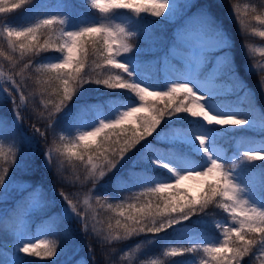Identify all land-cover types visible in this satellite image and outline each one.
<instances>
[{
    "label": "snow or ice",
    "instance_id": "snow-or-ice-1",
    "mask_svg": "<svg viewBox=\"0 0 264 264\" xmlns=\"http://www.w3.org/2000/svg\"><path fill=\"white\" fill-rule=\"evenodd\" d=\"M86 4L103 19L74 18L66 0H59L53 11H44L53 7L45 0H0V58L7 62L6 68L0 69V105L7 101L11 106L0 111V203L8 204L0 213V231L13 239L11 245L6 240L0 243V264L30 261L22 256H57L58 238L39 237H55L64 218L75 219L84 237L96 239L103 264H161L155 259L142 260V247L154 244L156 237L169 229L179 227L183 232L189 224L207 223L203 217L211 206L230 217V222H215L221 230L217 236L205 238L193 231L189 246L167 247L163 255L202 252L198 264H245L246 259L248 264H264V165L257 164L264 162V139L234 138L231 155L219 144L234 129L258 131L264 137V111H258L254 93L240 79L229 58V37L209 7L181 17L165 40L154 34L153 21L145 20L143 14L172 20L187 3L86 0ZM17 11H22L21 16L9 19ZM124 11L132 15L120 16V22H115ZM237 19L245 29L250 26V21L239 15ZM251 19L264 25V17L254 15ZM253 31L264 37V31ZM47 52L57 55L41 62ZM90 65L94 66L91 70ZM26 70L34 76H25ZM160 72L165 74L162 82L156 78ZM256 76L264 95V73L256 72ZM224 78L231 81L227 88L221 86ZM29 80L37 86L30 94L37 111L31 134L23 132V122L33 117L22 114L28 112L25 91ZM90 84L122 90L138 103L113 104L110 110L85 104L73 111L69 108L73 98ZM238 94L248 104L246 110L226 99ZM37 95L44 105L42 110L36 103ZM61 118L62 125L58 123ZM182 121H186L185 126H175ZM164 125L166 130H162ZM10 137L12 142L5 147L4 141ZM50 137L52 143L42 151L43 168L58 185L90 184L85 206L92 196L100 204L107 203L106 198L118 199L125 190L134 193L115 206L107 205L119 209L114 224L109 218L106 227L90 225L89 212L82 211L79 200L74 202L75 197L70 198L63 187L58 193L64 202L62 211L50 214L56 202L49 197L43 180L32 178L37 171L32 157L41 151L40 143L48 144ZM149 137L161 141L159 147L149 143ZM134 150L139 155L127 178L116 176L111 188L102 183ZM62 157L75 168L83 167L82 180L79 175L74 179L66 175ZM149 169H162L168 175L156 176ZM185 181L199 183L197 197L181 187ZM98 186L104 189L102 194ZM33 216L40 220L35 236L29 231ZM193 217L201 219L193 221ZM141 235L151 238L122 251L118 242ZM87 248L91 264H97L96 248L91 242ZM76 264H82L81 260ZM191 264H197L195 257Z\"/></svg>",
    "mask_w": 264,
    "mask_h": 264
},
{
    "label": "trees",
    "instance_id": "trees-1",
    "mask_svg": "<svg viewBox=\"0 0 264 264\" xmlns=\"http://www.w3.org/2000/svg\"><path fill=\"white\" fill-rule=\"evenodd\" d=\"M54 0H45L46 3L51 4ZM69 4L72 6V9L80 14H88V13H94L97 14L98 11L93 10L86 4V0H68ZM186 3V2H181ZM188 4V3H187ZM200 7H209V10L211 11L216 23L224 29L229 34L230 38V56L229 58L233 61V64L237 68L238 75L240 79L244 81V83L248 86L249 89L252 90L254 93V103L256 106H258V111H264V95L261 94L260 88L257 85V76L256 72L264 73L263 70H255L251 71L249 68H247L244 64V60H255V55H249L248 52L242 50L243 46H247L248 44H253L254 42L258 40H264V37H261L257 34V32L253 31V29L260 30V27L262 26L258 21L251 19L254 15H259L261 17H264V0H192L191 3L188 4V7L178 10L175 17H173L172 20H165V19H156L152 18L147 14H143L145 20L147 21H153L156 20V23H153L151 25L152 31L155 35L164 38L165 40L173 34V28L175 25L179 24L181 22V17L185 16L186 14L189 15L193 13L196 9ZM236 9L239 10L237 13ZM22 14V11H17L15 13L10 14L9 18L18 19ZM237 15L240 16L241 19L245 21H250V26L245 29L237 19ZM264 26V25H263ZM140 41V46L143 47V43L141 42L140 38L137 37ZM57 54L54 52H47L42 54L40 61L41 62H48L49 60H52V57L56 56ZM150 59L151 57H142V59ZM54 62V61H53ZM7 62L4 61L2 58H0V69L6 68ZM94 67L93 65H90L91 68ZM98 71V70H97ZM33 75L34 73L32 71L26 70L25 76ZM37 86L34 84L33 80H29L28 84L26 86L25 95L29 96V103H28V112L22 113L25 115H30L33 117V119H26L23 122V132H26L28 134H31V128L33 124H36V116L37 111L34 110V105L31 102V96L30 94L36 91ZM234 96V95H230ZM239 96V94H238ZM134 99V97L131 96V94H127L123 92L122 90H109L106 88H103L102 86H98L95 84L85 85L80 92L73 98V101L70 103L69 107L76 111L81 105L85 104H96V103H103L105 107L109 108L110 102L114 101L115 99ZM245 108L247 109L248 104L244 103L242 100ZM36 103L39 105V109H43L44 105L41 102V98L37 95L36 96ZM11 107L7 104V101L4 102L3 105H0V111H7V109ZM189 120H191V117H188ZM61 122V119L58 121V123ZM176 125H186V121L178 122ZM167 125L162 126V130H166ZM240 131H249L247 129H234L230 130L228 135L231 133H238ZM252 134L256 136V138L264 139L259 132L256 131H250ZM227 135V136H228ZM39 139V137H37ZM226 136H224L219 142H221L223 145H226L227 148H229V142L225 139ZM224 139V140H223ZM16 141L19 143V135L16 136ZM67 142V141H65ZM148 142H154L156 145H160L161 141L157 140L155 137H149ZM52 143V138H49L48 144H45L44 142L40 143V150L39 152H36L34 157V165L37 167V171L35 172L33 179L36 180H43L45 183L49 197L53 200H55V204L51 209V212H56V214H59L62 211V208L64 206L63 200L60 199L58 193L63 187L64 191L69 194L75 191L78 194H82L83 192L87 191L88 188L91 187L90 184L82 187L80 182L77 181L75 185L73 186L72 183H68L65 185H58L56 184L55 178L52 176L51 172H48L45 168L42 166L43 162V155L42 151H44L48 145ZM58 144L60 142H57ZM39 147V146H38ZM62 147V144H61ZM140 146H138L139 148ZM24 148L26 151L29 148V145L27 143L24 144ZM139 155L138 150H134L133 153L129 154V158L126 163L122 162V167L118 168V170L114 173L109 174L105 178L102 183H106L109 188H111V185L114 183L116 176L123 175L125 178H127V173L130 168L133 167V161L136 159V156ZM62 159L65 160V168L67 169L66 175L69 177L75 178L76 175H79L81 177V180L84 176V170L83 167L75 168L72 165V162L67 161L66 158L62 157ZM257 164L264 165V162H257ZM135 170H140L139 166L135 168ZM149 171L152 172H158L156 169H149ZM164 172L165 171H161ZM9 175H13V173H9ZM181 187H185L189 190L191 196V188L189 185L183 182ZM98 193L102 194L104 189L100 188L98 186L97 189ZM200 192V188L198 189V195ZM126 190L119 193L118 199H112V198H106L107 203H104L103 201L100 204H97L95 196H93L90 199L89 206H85L83 204V199L80 198V209L82 211L87 210L89 212V223L90 225L95 223L96 227L99 228L101 225H104L106 227V221L109 220V218H112L111 222L115 223L116 213L119 211V209H109L108 204H113L115 206L117 203H120L121 200H126L129 196L126 195ZM111 195V193H110ZM71 198V196H70ZM76 202V201H74ZM130 202V201H129ZM95 217V220L92 219V217ZM211 218L215 217H221L226 216L225 213L222 212V210L218 209L215 206H211L207 209V215ZM196 217H193V221H195ZM194 225V224H193ZM174 232V229H169L166 233L159 234L158 237H162V235H167L166 237L170 238L172 237ZM150 236H136L132 237L126 241L118 242L122 248L125 246H128L134 242H136L139 239L147 238ZM58 238L59 244H60V252L57 256L50 259H41L38 257H26L22 256V259L30 260L26 261V264H70L75 262L77 257L79 255H84L86 260L91 264V260L88 256V248L87 244L89 242L92 243V245L96 248V258H97V264H103L104 257L101 255V246L97 244L96 239L93 237H84V235L81 233V225H78L77 221L75 219H68L64 218L61 220L60 224L57 227V232L55 237H48L47 239H53ZM7 241L9 245L13 243V239L11 236H4L3 232L0 231V243ZM11 250V249H9ZM193 254H184L181 256L176 257H163L160 262L161 264H184V261L188 256H191Z\"/></svg>",
    "mask_w": 264,
    "mask_h": 264
},
{
    "label": "rangeland",
    "instance_id": "rangeland-1",
    "mask_svg": "<svg viewBox=\"0 0 264 264\" xmlns=\"http://www.w3.org/2000/svg\"><path fill=\"white\" fill-rule=\"evenodd\" d=\"M183 1H186V2H189L190 0H180V2H183ZM59 0H55L53 4H51L53 7L52 8H49V9H44V11H53L55 10V4L58 3ZM67 2V0H66ZM198 9H196L194 12H196ZM71 12H72V15L74 18H79L81 16H87L90 20H95V21H100L103 19V17L98 13V14H87V15H82V14H77L76 12H74L71 8ZM132 14L128 11H124L122 13L119 14V16H117L116 18V21L117 23L120 22V16H131ZM191 15V14H190ZM12 20H15V19H12ZM153 23H156V20H153ZM178 26V25H177ZM176 26V27H177ZM175 27V29H176ZM223 29V28H222ZM224 31V29H223ZM262 31H264V28L262 29ZM226 33V35L228 37L229 34L224 31ZM134 41L136 43H138L140 45V41L138 40L137 37L133 38ZM243 52L246 51V52H250L252 53V55H256L257 57H255V60L254 61H250V60H244V64L247 68H254L255 70L257 69H260V70H263L264 71V42H258V43H255L253 44L251 47L249 46L248 48H242ZM229 51V49H228ZM249 54V53H248ZM229 56H230V51H229ZM55 57V56H54ZM52 57V58H54ZM142 59V58H141ZM147 59V58H146ZM164 72H160L157 74V79L159 81H163L164 80ZM231 83V81H229L227 78H224L223 81H222V87L224 88H227V86ZM248 87V86H247ZM240 95H243L242 93ZM239 96H227L226 99L228 101H233L235 102V104L238 106V107H241L242 109H244L243 107V102L241 99L238 98ZM128 101H131L133 104L135 103H138V101H136L135 99H123V100H119V101H116V102H112L111 105L115 104V105H118V106H126L127 105V102ZM92 105H101L102 107V110H110L111 107L107 108L105 107L104 104L102 103H96V104H92ZM63 118H61V122L60 124L62 125L63 124ZM231 137V136H229ZM234 138H238V139H241V140H244V141H247V140H254L253 139V136L250 134V133H238L236 135H233V138H230L231 139V148L230 150L226 149L225 146L221 145L220 143V147L228 154V155H231L232 154V149H234L235 147V143H234ZM256 142H259L260 140H254ZM12 142V138H8L7 140L4 141V144L8 145L9 143ZM18 144V143H17ZM154 144V143H152ZM156 145V144H155ZM157 147H159L158 145H156ZM25 149V148H24ZM26 151V149H25ZM139 171V170H138ZM151 174L153 175H156V176H167V174H164V173H158V172H152L150 171ZM186 183H188L190 186H191V190H192V193L194 195V197H197V189L200 187L199 183L198 182H195V181H185ZM126 195L127 196H130V195H133L134 193H129L127 190H126ZM87 192H83L82 194H78L76 193L75 191L71 192L70 193V196L71 198L75 197L74 198V201L76 200H79L80 198H82L83 200L85 199V194ZM93 197V196H92ZM90 197L89 198V204H90V199L92 198ZM89 204L87 206H89ZM8 208V204H0V213H2L4 210H6ZM207 221V220H206ZM216 221H219L221 223H225V222H230V217H226V218H219ZM34 223V226L32 228V230L30 229V226L31 224ZM40 224V221L39 219H37V217L33 216L30 223H29V231H30V234H32L33 236H35L36 232H37V227L38 225ZM210 225L211 223L209 221H207V223L205 224H197L196 226H188V231H181L179 229V227L177 229H175V232L173 234V236L171 237L170 240H166L165 242H160L159 241V238L156 237V242L154 244H147V245H144L141 249V252L143 253L141 255V259L142 260H152V259H155V260H158L160 261L161 258L163 257V253L162 251L164 252L165 248L167 246H170V247H186L189 245V241H190V238H191V234L193 231L195 232H198V233H201L203 234V236L205 238H214L217 236V234L219 233V229H214V228H210ZM40 239H45L47 237H43V236H40L39 237ZM151 237L149 238H143L129 246H126L122 249V251H127L128 249L130 248H133L135 247L137 244H140L142 241L144 240H147V239H150ZM165 239V236H162L161 240H164ZM33 243L37 242V239H33L32 240ZM203 253H199V254H196L194 257L196 258L197 260V264H198V259H199V256H202ZM190 258L188 261H187V264H191L193 258ZM79 260H81L82 264H84V259L83 258H80ZM76 264V263H74Z\"/></svg>",
    "mask_w": 264,
    "mask_h": 264
}]
</instances>
